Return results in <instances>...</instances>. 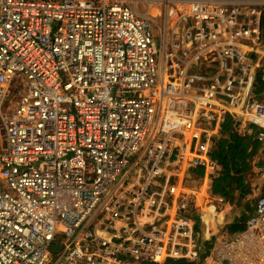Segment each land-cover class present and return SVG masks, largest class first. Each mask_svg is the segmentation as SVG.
Segmentation results:
<instances>
[{"label": "built area", "instance_id": "obj_1", "mask_svg": "<svg viewBox=\"0 0 264 264\" xmlns=\"http://www.w3.org/2000/svg\"><path fill=\"white\" fill-rule=\"evenodd\" d=\"M263 67L264 0H0V264L200 260L174 179L264 139ZM207 260L264 264V191Z\"/></svg>", "mask_w": 264, "mask_h": 264}, {"label": "crops", "instance_id": "obj_2", "mask_svg": "<svg viewBox=\"0 0 264 264\" xmlns=\"http://www.w3.org/2000/svg\"><path fill=\"white\" fill-rule=\"evenodd\" d=\"M263 74H264V67L257 74L258 81L260 80L262 82ZM263 90H264V83H263L262 91ZM260 95L261 98L264 99V95L262 94ZM260 95H258L259 98ZM233 127L234 130L241 135L246 134L248 129L252 128L247 125H242L241 127H235L234 123H233ZM213 132L215 133L218 132L216 134L217 135L216 137L224 135L221 132V130L218 131L217 128L213 129ZM224 136H226V134ZM216 137L215 140L217 139ZM258 140L261 141V146L258 148L256 153L251 158L250 161L251 167L247 174L248 175L247 183L253 184L254 176L252 173H255L256 177L261 179L262 185L260 190L263 191L264 190V139L263 140L258 139ZM190 169L191 168L188 169L187 171L188 173L185 175L184 178L182 176H178L174 180L184 181L185 185L189 189L194 191V194L189 195V198L187 200L189 203L190 214L196 230L201 235H213V233L210 232L211 229L210 224L216 222L213 231L214 234L220 232V230L223 231L225 228L227 230L226 235H230V236L240 231L245 226L246 218L253 210L256 198L249 206H246L244 211H242L238 207L239 202H241L238 197L234 199H230L227 196H223L221 194H215L212 192L211 190L212 180L210 177V173L207 174L206 172H204L203 176L200 177L199 180H202L203 182L201 186H199L200 184H198V181L191 184L187 179ZM219 197H222L223 200L220 201Z\"/></svg>", "mask_w": 264, "mask_h": 264}, {"label": "trees", "instance_id": "obj_3", "mask_svg": "<svg viewBox=\"0 0 264 264\" xmlns=\"http://www.w3.org/2000/svg\"><path fill=\"white\" fill-rule=\"evenodd\" d=\"M257 84V91L261 92L263 83L259 80ZM221 132L226 136L217 137L210 151L211 157L221 166L217 173H210L211 190L215 194H221L230 199L236 197L242 199L251 192V189L247 187L250 185L247 183V174L251 167V158L261 146V141L257 138L256 127L248 129L244 135L238 134L234 130L230 116L225 117ZM204 172L203 167H193L189 170L187 179L193 184L203 176ZM202 257L200 260L192 262L184 259L168 260L167 262L169 264H201Z\"/></svg>", "mask_w": 264, "mask_h": 264}, {"label": "rangeland", "instance_id": "obj_4", "mask_svg": "<svg viewBox=\"0 0 264 264\" xmlns=\"http://www.w3.org/2000/svg\"><path fill=\"white\" fill-rule=\"evenodd\" d=\"M146 4L147 2L145 1L140 3L138 5V10L140 12H143L147 7ZM149 12L152 14V16H150L149 18L151 20V25H152L154 36L156 39H159L161 36V27L163 25L164 16H165L164 8L162 6H155L153 8L151 7ZM253 176H254L253 184L250 183V185L247 186L248 188L251 189V193L247 194L244 198L239 199L241 202H239L238 207L242 211H244L246 206H249L253 202V200L257 198L264 191V190L263 191L260 190L261 185H262L261 179L257 178L255 173L253 174ZM202 183H203L202 180H198V184H200L199 186H201ZM215 225H216V222H213L210 224V227H211L210 232L213 233V235H201L199 232L196 233L199 248L201 251L200 258L203 256L202 257L203 260L201 264H207L208 263L207 259L208 258L210 259V254L214 255L216 247L224 239H227L230 236V235H226L227 233L226 228L223 231L220 230V232H217L214 234L213 231H214Z\"/></svg>", "mask_w": 264, "mask_h": 264}]
</instances>
